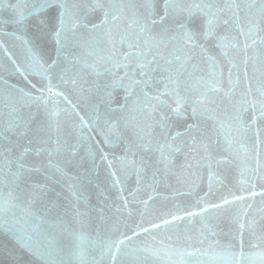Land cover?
<instances>
[{
	"label": "snow or ice",
	"instance_id": "6c2138e0",
	"mask_svg": "<svg viewBox=\"0 0 264 264\" xmlns=\"http://www.w3.org/2000/svg\"><path fill=\"white\" fill-rule=\"evenodd\" d=\"M0 57V264H264V0H0Z\"/></svg>",
	"mask_w": 264,
	"mask_h": 264
},
{
	"label": "water",
	"instance_id": "95a60500",
	"mask_svg": "<svg viewBox=\"0 0 264 264\" xmlns=\"http://www.w3.org/2000/svg\"><path fill=\"white\" fill-rule=\"evenodd\" d=\"M13 2H15V0H13ZM4 18H7V13L4 14ZM4 30L5 31H12V26L6 25V26H4ZM7 43L10 45H13V47L10 50H12L14 52H19L20 46H19L18 41L8 40ZM4 65H7L8 70H5ZM10 70H11V65L8 64L6 59H4L3 57H0V78L8 80L10 83L19 84L20 86L23 87L24 81H23L22 77H20L19 75L15 74V73H12ZM33 82H35V80H33ZM0 87H3V85L0 84ZM122 95H123L122 92H117V98L118 99ZM97 139H99V137H97ZM87 148H88V146L86 145L84 148L81 149L80 156L85 157L84 167L85 168H92V161L85 155ZM104 151H106V152L115 151L119 154L120 149L119 148H105ZM96 164L98 165V167L95 169V171L92 174L93 182L91 184L86 185V187H85V192L90 197L89 205L92 208H95L99 203V206L104 207V212H105L106 216H110L113 219L120 217L121 219L126 220L129 224L134 223L135 220L138 219L137 217L133 216V217L129 218L126 212H123L122 214L117 213L115 211V207H112V205H117V206L120 205V201L117 199L116 190L114 188H111L107 166H106V164L101 163L98 155L96 157ZM68 171H69V175H72V174L77 172V169L71 168ZM145 182L146 183L151 182V174L150 173H148L147 176L145 177ZM171 183L178 190L185 191V192L187 191V188L183 187L182 185L176 184L175 178H173L171 180ZM97 185H99V187H97ZM124 186L127 190L125 194H127V192L133 191L136 188V177H135V175L130 176L128 178V180L125 182ZM54 188H55L56 192L62 193L61 204L67 205V203L71 200V197L68 193L67 188L61 184L54 185ZM203 190L204 191L207 190V178H205ZM101 191H103L104 195H99V193ZM158 191L165 196H168L171 194V189L166 188L163 185L159 187ZM105 196H107V199H105ZM139 198L140 199H147V195L141 193ZM179 199L184 203H190L192 201V198L189 196H183V197H180ZM213 199H215V197H213ZM171 203H172L171 200L164 201L160 198H157V199L150 202V209L159 210L164 205L170 206ZM80 207H81V210H85V206L83 204H81ZM129 207L133 210V212H135L138 208H141L142 206L130 204ZM68 212H69V214L71 213V208H68ZM91 215L95 216L96 215L95 211H92ZM69 218H70V215H69ZM146 218H148V217H146ZM196 226H199L198 221H197ZM3 244H8L9 247L11 246L10 242H8L6 239L0 238V245H3ZM245 250L251 251V249H248L247 247ZM3 259H4L3 257H0V261H2ZM32 259L33 258L30 256H22V264H27V262L31 261ZM35 264H39V262L35 261Z\"/></svg>",
	"mask_w": 264,
	"mask_h": 264
}]
</instances>
